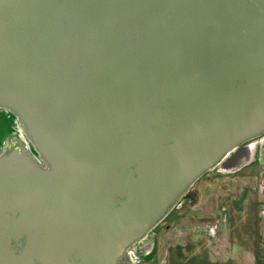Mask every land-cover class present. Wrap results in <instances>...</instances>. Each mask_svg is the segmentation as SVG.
Instances as JSON below:
<instances>
[{
    "label": "water",
    "instance_id": "1",
    "mask_svg": "<svg viewBox=\"0 0 264 264\" xmlns=\"http://www.w3.org/2000/svg\"><path fill=\"white\" fill-rule=\"evenodd\" d=\"M0 110V264H133L264 135V0H0Z\"/></svg>",
    "mask_w": 264,
    "mask_h": 264
},
{
    "label": "rangeland",
    "instance_id": "2",
    "mask_svg": "<svg viewBox=\"0 0 264 264\" xmlns=\"http://www.w3.org/2000/svg\"><path fill=\"white\" fill-rule=\"evenodd\" d=\"M2 113L3 110H0V120ZM6 120L8 121L5 117L3 121ZM1 124L0 122V138L5 131ZM249 152H252V159L241 167L232 166L233 169L221 170L217 166L199 178L149 236L133 247L138 252L133 258V264H160L162 255L150 259V244L154 249L160 248L164 251L167 245L177 238L180 239L182 233L187 234L189 230L213 231L217 227L218 216L223 217L235 208L245 210V206L258 201L261 205L260 214H263L264 147L250 149Z\"/></svg>",
    "mask_w": 264,
    "mask_h": 264
},
{
    "label": "crops",
    "instance_id": "3",
    "mask_svg": "<svg viewBox=\"0 0 264 264\" xmlns=\"http://www.w3.org/2000/svg\"><path fill=\"white\" fill-rule=\"evenodd\" d=\"M259 203L219 215L213 231L182 233L164 251L150 244V259L162 255L160 264H264V214Z\"/></svg>",
    "mask_w": 264,
    "mask_h": 264
},
{
    "label": "bare ground",
    "instance_id": "4",
    "mask_svg": "<svg viewBox=\"0 0 264 264\" xmlns=\"http://www.w3.org/2000/svg\"><path fill=\"white\" fill-rule=\"evenodd\" d=\"M2 116H5L8 119L7 125L10 127V129L13 132L16 133L18 131L17 127H16V124H15L16 120H14L12 115H10L6 111H3ZM19 135H20V133H19ZM247 146H248L249 150L250 149L257 150L258 148H261V147L263 148L264 147V135L261 136L260 138L256 139V140L250 142ZM250 153H251V156H252V152H250ZM238 155L243 157V159H241L239 164H242V162L245 163L247 160L252 159V157L250 158V156L247 157V155H248L247 151H242ZM219 167H221V166H219ZM220 169L221 170H227V169H230V168L229 167H225V168L221 167ZM131 259L133 261V257Z\"/></svg>",
    "mask_w": 264,
    "mask_h": 264
},
{
    "label": "trees",
    "instance_id": "5",
    "mask_svg": "<svg viewBox=\"0 0 264 264\" xmlns=\"http://www.w3.org/2000/svg\"><path fill=\"white\" fill-rule=\"evenodd\" d=\"M4 118H5V116H2L1 117L2 120H0V122L2 123L1 125H3L4 130H6L4 132L5 134L3 133L2 139H4L5 136H7V135H9L11 133L10 127L7 125V120L6 121H3ZM2 139H0V144H1Z\"/></svg>",
    "mask_w": 264,
    "mask_h": 264
},
{
    "label": "built area",
    "instance_id": "6",
    "mask_svg": "<svg viewBox=\"0 0 264 264\" xmlns=\"http://www.w3.org/2000/svg\"><path fill=\"white\" fill-rule=\"evenodd\" d=\"M15 124H16V127H17V135L20 137V139L22 140V142L24 143V145L27 147V148H29L28 147V143H27V141L24 139V137H23V135H22V133H21V130L19 129V127H18V124H17V122L15 121ZM19 133H20V135H19ZM264 214V213H263Z\"/></svg>",
    "mask_w": 264,
    "mask_h": 264
},
{
    "label": "flooded vegetation",
    "instance_id": "7",
    "mask_svg": "<svg viewBox=\"0 0 264 264\" xmlns=\"http://www.w3.org/2000/svg\"><path fill=\"white\" fill-rule=\"evenodd\" d=\"M3 131H4V130H3ZM5 131H6V130H5ZM5 131H4V132H5ZM10 131H11V133H10V134H12V130H11V129H10ZM0 139H2V137H1Z\"/></svg>",
    "mask_w": 264,
    "mask_h": 264
}]
</instances>
